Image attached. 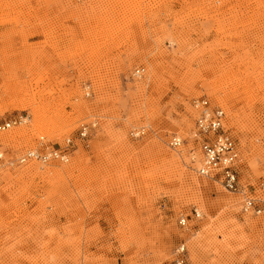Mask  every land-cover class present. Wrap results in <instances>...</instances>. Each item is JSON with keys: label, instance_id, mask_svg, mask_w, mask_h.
Returning a JSON list of instances; mask_svg holds the SVG:
<instances>
[{"label": "rangeland", "instance_id": "374dc122", "mask_svg": "<svg viewBox=\"0 0 264 264\" xmlns=\"http://www.w3.org/2000/svg\"><path fill=\"white\" fill-rule=\"evenodd\" d=\"M195 98L225 111L239 191L197 172ZM18 116L0 264H175L179 245L264 264V0H0V124ZM45 147L68 161L17 163Z\"/></svg>", "mask_w": 264, "mask_h": 264}, {"label": "built area", "instance_id": "2783aa9c", "mask_svg": "<svg viewBox=\"0 0 264 264\" xmlns=\"http://www.w3.org/2000/svg\"><path fill=\"white\" fill-rule=\"evenodd\" d=\"M191 104L195 109H198V112L200 109V113H198L199 116L195 121L197 131L202 136L201 146L205 158V163L200 171L214 173L227 189L236 191L239 187V175L235 166L237 160V144L231 131L226 129L221 123L222 111L219 108L209 106V102L206 98L193 99ZM207 109L210 115H206ZM20 119L21 117L18 116L10 121H4L0 124V129H6L10 127L11 124L20 121ZM86 134L87 132L84 128L79 131L80 137H85ZM59 153L62 154V152ZM40 154L41 155L38 156L39 159L44 161L56 156L54 150H51L50 154H48V152H42ZM31 156L34 155L27 153L25 158ZM0 159H2L1 155ZM249 203L251 204V202ZM253 207L256 206L253 204ZM255 209L259 211L258 207ZM182 250H184V248L180 251L183 252ZM177 257L181 258L183 262L185 260L184 252L180 253Z\"/></svg>", "mask_w": 264, "mask_h": 264}, {"label": "bare ground", "instance_id": "6f19581e", "mask_svg": "<svg viewBox=\"0 0 264 264\" xmlns=\"http://www.w3.org/2000/svg\"><path fill=\"white\" fill-rule=\"evenodd\" d=\"M136 72L138 73V71H136ZM195 99H197V98H195ZM198 99H201V98H198ZM192 100H193V99H192ZM206 100H208V99H206ZM208 102H209V100H208ZM209 106L219 108V109L222 111V117H221L220 120H221L222 125L227 129V126H226V115H225V111H224V109H223L221 106L213 105V104H211L210 102H209ZM192 107H193V106H192ZM193 108H194V107H193ZM194 109H195V108H194ZM196 110H197V112H198V109H196ZM198 113H200V109H199V112H198ZM206 115H210L208 109H207V111H206ZM198 116H199V114H198ZM198 116H197V118H198ZM197 118H196V119H197ZM26 119H27L26 117H23V121H25ZM196 119H195V121H196ZM93 124H94V123H93ZM83 128H84L85 131L88 133V128H89V126H87V125H83V126H81L80 130H82ZM141 131H142V130H139L138 133H140ZM86 135H87V134H86ZM42 138H43V137H41V139H42ZM173 138H174V139H173ZM194 139L198 141V146H199L198 155H197V157L195 158V160H196L197 163H198V165H197V172H198L200 175H202V176H206V177L211 178L212 180H214V181L220 183V184H221L226 190L231 191V192H235V191H232V190L227 189V188L222 184V182H221V180L218 178V176L215 175L214 173H205V172H201V171H200L201 168L203 167L204 163H205V158H204V154H203V152H202V146H201V139H202V136L198 133V131H197V127H196V124H195ZM173 143H174V144H173ZM181 143H182V139H181L180 136H177V135H173V136H171L170 140L168 141V145H169L170 147H172V148H176V147H178L179 145H181ZM51 150H54V152H56V156H54L53 158H50V159H48V160H46V161L39 159L38 156L41 155L40 153H42V152H48V154H50V151H51ZM59 152H62V154H60ZM27 153L33 154L34 156H31V157H28V158L26 157V158H25V156H26ZM236 153H237V160H236V162H235V166H236V169H237V163H238V150H236ZM35 154H36V155H35ZM0 155H2V154L0 153ZM68 159H69V153H68V152L63 151V150H56V149H51V148H49V147H45L43 150H38V149H31V150H28V151L24 152L23 154H21V155L17 158L16 161H17V163H22V162H26V161H28V160H35V161H39V162H42V163H49V162H51V161H55V160H56V161H60V162H67ZM19 160H20V161H19ZM238 181H239V177H238ZM197 182H198V184H200L201 181H197ZM197 182H196V183H197ZM239 186H240V184H239ZM236 191H239V187H238V189H237ZM236 201H237V200H236ZM249 202H251V204H250ZM253 204H254V206H256V207L259 208V211H258L257 209H255L256 207H253ZM242 209H243V211H244L245 213H247V212H256V213H259V212L261 211V205H260L258 199H255V198H252V197H248V198H245V200H244V202H243V205H242ZM196 214H197V212H196ZM180 218H181V220H180ZM178 222H179L180 225H184V224H185L186 219H185L184 215H180ZM182 222H183V223H182ZM183 248H184V250H182V251L185 253L186 250H185V246H184V245H179V246L177 247V249H176V256H178L180 253H183V252L180 251V250L183 249ZM179 252H180V253H179ZM174 262H176L175 264H184L185 260L182 262V261H181V258L176 257V258L174 259Z\"/></svg>", "mask_w": 264, "mask_h": 264}]
</instances>
